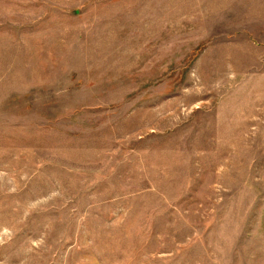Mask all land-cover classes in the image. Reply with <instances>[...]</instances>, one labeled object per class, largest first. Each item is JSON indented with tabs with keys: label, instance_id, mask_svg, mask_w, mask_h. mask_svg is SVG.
I'll return each instance as SVG.
<instances>
[{
	"label": "rangeland",
	"instance_id": "obj_1",
	"mask_svg": "<svg viewBox=\"0 0 264 264\" xmlns=\"http://www.w3.org/2000/svg\"><path fill=\"white\" fill-rule=\"evenodd\" d=\"M0 264H264V0H0Z\"/></svg>",
	"mask_w": 264,
	"mask_h": 264
}]
</instances>
